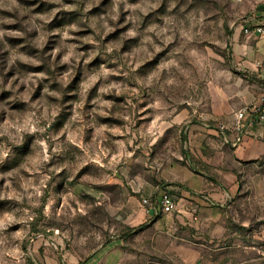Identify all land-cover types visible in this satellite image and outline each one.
<instances>
[{"label": "rangeland", "instance_id": "obj_1", "mask_svg": "<svg viewBox=\"0 0 264 264\" xmlns=\"http://www.w3.org/2000/svg\"><path fill=\"white\" fill-rule=\"evenodd\" d=\"M247 22L264 0H0V264H264V158L190 148L264 109Z\"/></svg>", "mask_w": 264, "mask_h": 264}, {"label": "crops", "instance_id": "obj_2", "mask_svg": "<svg viewBox=\"0 0 264 264\" xmlns=\"http://www.w3.org/2000/svg\"><path fill=\"white\" fill-rule=\"evenodd\" d=\"M262 76H264V73H262ZM261 111L262 110L260 108H245V113L242 119L239 118V113L235 112V115L231 116L232 118L229 120V123L227 126H225V128L220 127L216 129L208 128L207 125L204 124H192L190 127L192 133L190 137V148L192 149L194 156L202 161H205L208 166H213L216 159H221V161H223L227 155V152H229L239 163L263 159L264 124L258 122V115ZM196 131L199 133H204L206 136L211 135L209 143L213 147L212 151H208L205 154L200 151L198 141L199 136H194ZM197 135L199 134L197 133ZM183 168L184 171H187L183 182L178 184L177 182H173L171 180L169 182L170 185H177L180 187H182L181 185H187L188 188L184 189L183 193H186L187 191L191 192V189H194L196 192H198V188L202 186L200 182L202 179L201 171L196 168H192L191 164H186L183 166ZM184 195L185 194L182 196ZM177 200L178 209L172 213H164L166 216L169 217V214L180 215L186 210L184 204L182 203L184 197H177Z\"/></svg>", "mask_w": 264, "mask_h": 264}, {"label": "built area", "instance_id": "obj_3", "mask_svg": "<svg viewBox=\"0 0 264 264\" xmlns=\"http://www.w3.org/2000/svg\"><path fill=\"white\" fill-rule=\"evenodd\" d=\"M243 0H237V2H242ZM245 32L247 34L262 35L264 36V29L261 26L251 27L247 22L245 24ZM261 72L264 73V62H258ZM244 110L239 112V118L242 119L244 116ZM258 122L264 124V110H262L258 115ZM240 125V124H238ZM142 206L145 213L148 216H157L164 213H172L178 209L177 197L167 190H158L153 195L148 197H143L141 200Z\"/></svg>", "mask_w": 264, "mask_h": 264}]
</instances>
